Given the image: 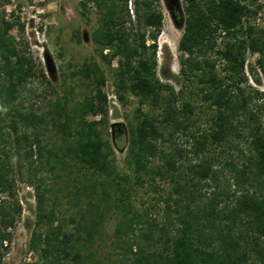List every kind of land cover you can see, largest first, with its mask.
<instances>
[{"label": "trees", "instance_id": "16d2710c", "mask_svg": "<svg viewBox=\"0 0 264 264\" xmlns=\"http://www.w3.org/2000/svg\"><path fill=\"white\" fill-rule=\"evenodd\" d=\"M87 3L101 11L93 42L106 65L116 62L115 97L138 99L136 122L128 137L116 124L112 141L103 138L107 77L94 56L71 74L93 85V94L71 105V87L47 111L28 107L23 95L32 79L54 87L31 55L19 50L10 34L13 24H0V264L23 212L17 195L23 175L36 202L29 250L38 259L27 264H105L82 250L101 234L103 211L111 207L122 211L112 264H264V127L251 125V105L264 107V90H247L250 80L264 79V0H183L175 77L157 57L164 27L160 0L81 5L86 9ZM249 55L257 56L254 64ZM172 79L177 87L168 82ZM145 105L160 113H145ZM202 105L212 111L208 128L190 133L189 148L175 154L161 150L167 129L170 138L188 131ZM234 139L244 140L247 149L232 144ZM126 143L123 166L132 177L115 158ZM226 144L235 154L220 161L211 150ZM159 156L165 163L151 166ZM189 156L180 166L178 158ZM157 176L171 179L165 220L139 230L141 217L133 212L125 185ZM54 179L71 185L78 202L86 199L87 209L72 220L73 232L57 224Z\"/></svg>", "mask_w": 264, "mask_h": 264}, {"label": "rangeland", "instance_id": "374dc122", "mask_svg": "<svg viewBox=\"0 0 264 264\" xmlns=\"http://www.w3.org/2000/svg\"><path fill=\"white\" fill-rule=\"evenodd\" d=\"M85 0H0V24H13L14 28L10 34L17 42L19 50H24L30 54L36 65H39L47 74L48 81L54 87L50 89L41 79L35 77L28 84V91L23 95L27 96V105H33L38 112L47 111L51 102L57 97H62L66 90L75 88L73 96H70V104L83 100L87 95L93 94V85L79 78H72L71 74L81 66L90 56H94L103 70L106 72L107 82L104 88L109 100V113L107 123L100 126L102 136L105 140L112 141L113 131L111 127L119 124L124 129L128 137V128L136 122L135 109L139 106L138 99L130 94L125 95L123 101L115 97V70L116 62L112 66L106 65L100 58L96 45L93 42V35L99 26L101 16L100 9L94 3H87L86 9L81 5ZM178 7L175 9L178 22L182 21L183 0H178ZM130 7V4H129ZM176 7V6H175ZM160 9L164 14L163 32L159 37V51L157 57L159 66L166 67L168 74L179 75L178 58L180 52L178 43L182 36V27H177L170 10H168L164 0H160ZM260 16L261 18L264 16ZM179 15V17H178ZM261 23V21H259ZM24 31V33H22ZM49 58L54 66L53 72H48L46 60ZM257 56L249 55V64H254ZM174 86H178L175 79L168 81ZM264 90V79L260 83L249 81L247 90ZM46 90V91H45ZM200 103V102H199ZM258 102L251 105V110L255 119L251 125L261 124L264 127V107H260ZM143 111L149 115H158L160 112L149 105L143 106ZM212 111L202 105L197 114L193 117L192 127L186 131H179L170 138L168 128L164 139L159 143V147L166 153H176L178 150L189 148L187 140L191 138L190 133H199L207 129ZM249 121V116H247ZM98 120V118L96 119ZM54 140L57 138L53 137ZM232 144L240 148L247 149V143L241 139H234ZM127 143L123 150H115L116 163L121 170L129 177L132 173L123 166ZM211 153L220 157L223 161L234 156L235 151L230 149L229 144L213 148ZM191 156V155H190ZM189 157L178 158L180 166L189 163ZM164 160L159 156L153 159L151 166L155 168L164 164ZM26 176H20L17 183V195L23 212L18 219L15 228L11 231L12 241L7 248L4 264H27L38 259L36 253L29 250L31 232L35 222V198L34 192L25 182ZM145 183L125 185L129 191L130 203L133 212L141 217L139 230H145L149 224L160 226L165 220V203L171 179L157 176L152 180L145 177ZM135 181V179H133ZM53 185V206L57 212L58 223L63 225L65 231L73 232L75 223L72 221L78 218V211L87 209L86 199L78 202L72 193L74 188L64 179H54ZM101 223V234L97 235L91 246H85L83 254L93 253L95 258H100L105 264H112L116 259L118 250L114 249L116 238L115 228L122 211L116 207H111L107 212L103 211ZM56 226V224H55ZM156 228V227H155ZM159 232V229H156ZM158 250L157 247H152Z\"/></svg>", "mask_w": 264, "mask_h": 264}, {"label": "water", "instance_id": "95a60500", "mask_svg": "<svg viewBox=\"0 0 264 264\" xmlns=\"http://www.w3.org/2000/svg\"><path fill=\"white\" fill-rule=\"evenodd\" d=\"M164 2L166 3L168 10H170L171 16H172L176 26L179 28L182 27L183 22L182 21L178 22L177 15L175 12V9L178 7V3H177L178 0H164ZM46 65H47L48 72L54 71V66H53V64L49 58H47V60H46Z\"/></svg>", "mask_w": 264, "mask_h": 264}]
</instances>
